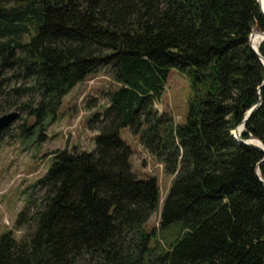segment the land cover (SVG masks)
Here are the masks:
<instances>
[{
	"label": "trees",
	"instance_id": "1",
	"mask_svg": "<svg viewBox=\"0 0 264 264\" xmlns=\"http://www.w3.org/2000/svg\"><path fill=\"white\" fill-rule=\"evenodd\" d=\"M258 1L0 0V115L25 114L18 138L43 143L89 75L105 69L116 86L86 122L93 151L51 153L38 201L15 217L23 236L0 233V264H264V155L233 139L264 149V66L248 42L264 32ZM171 69L190 92L180 124L153 108ZM17 78L31 86L9 88ZM123 128L173 177L160 205L156 180L131 171Z\"/></svg>",
	"mask_w": 264,
	"mask_h": 264
},
{
	"label": "rangeland",
	"instance_id": "2",
	"mask_svg": "<svg viewBox=\"0 0 264 264\" xmlns=\"http://www.w3.org/2000/svg\"><path fill=\"white\" fill-rule=\"evenodd\" d=\"M19 36L20 41L27 40L25 33ZM29 86L31 80L21 78L13 79L9 84V88ZM115 87L105 69L89 75L74 86L62 98L56 122L46 127L43 143L37 142L35 135L18 138L19 118L25 116L18 113L16 121L0 138V233L10 231L16 240L23 236V230L14 229L15 217L26 201H38L41 191L32 190V185L45 174L51 153L63 149L72 153L93 151V137L97 132L88 130L86 122L108 106V93ZM189 94L187 81L171 69L160 100L153 104V108L157 115L164 114L173 124H180L185 116ZM31 99H34L33 95L25 94L14 102L19 104ZM11 111L17 112L15 108L7 112ZM29 122L31 124L32 121ZM119 137L130 149L129 163L135 176L156 180L160 205L173 177L164 174L162 164L140 145L138 136L132 135L129 129H121ZM157 216L158 212L149 217L145 224L146 231L157 227ZM168 237L166 232H160L157 237L159 244L163 245Z\"/></svg>",
	"mask_w": 264,
	"mask_h": 264
},
{
	"label": "water",
	"instance_id": "3",
	"mask_svg": "<svg viewBox=\"0 0 264 264\" xmlns=\"http://www.w3.org/2000/svg\"><path fill=\"white\" fill-rule=\"evenodd\" d=\"M257 1V0H256ZM258 2V1H257ZM262 4H263V0H262ZM259 5V4H258ZM259 9H260V12L262 13V15L264 16V4H263V10L260 8V6H259ZM252 34H256V35H258V36H260L261 37V42L264 40V32H258V31H256V30H254V31H252V33L249 35V37H248V42H249V40H250V37L252 36ZM260 42V43H261ZM249 47H250V49L257 55V57H258V59H259V61H260V63L264 66V59L256 52V50H254L252 47H251V45H250V42H249ZM258 107V104L257 105H255V106H253V107H251L248 111H247V113L245 114V116H244V118L242 119V121H241V126H242V128H243V126H244V124H245V121H246V119L248 118V116L250 115V113L254 110V109H256ZM18 112H16V111H11V112H7V113H5V114H3V115H0V132L2 131V130H4L6 127H8L9 125H11L14 121H16V119L18 118ZM233 139L236 141V142H239V143H242V144H244V145H247V146H250V147H253V148H255V149H258L259 151H261L262 152V154L264 155V149H263V147H262V145L260 144V146H254V145H252V144H250L249 142H248V140L247 141H241V140H239L238 139V136H235V137H233ZM251 139H253V138H251ZM262 162H264V156H263V158L260 160V162L256 165V171H257V168H258V165L259 164H261ZM257 174H258V172H257Z\"/></svg>",
	"mask_w": 264,
	"mask_h": 264
},
{
	"label": "bare ground",
	"instance_id": "4",
	"mask_svg": "<svg viewBox=\"0 0 264 264\" xmlns=\"http://www.w3.org/2000/svg\"><path fill=\"white\" fill-rule=\"evenodd\" d=\"M257 1H258V0H257ZM258 2H259V1H258ZM259 4H260V3H259ZM260 8L263 10V8L261 7V4H260ZM253 35H256V34H252V36H253ZM252 36H251V37H252ZM257 36H258V35H257ZM251 37H250V40H249V41H250V45H251V47H252L254 50H256V49L253 47V45L251 44ZM256 52H257V50H256ZM257 53H258V52H257ZM246 120H247V119H246ZM245 122H246V121H245ZM239 126H241V125H239ZM239 126H238V127H239ZM243 129H244V126H243ZM243 129H242V130H243ZM236 130H237V129H236ZM236 130H235V131H236ZM241 133H242V131L237 135L239 140H241V139L239 138V136L241 135ZM241 141H242V140H241ZM248 142L250 143V139L248 140ZM258 142H259V141H258ZM250 144L256 146V145L253 144V143H250Z\"/></svg>",
	"mask_w": 264,
	"mask_h": 264
}]
</instances>
